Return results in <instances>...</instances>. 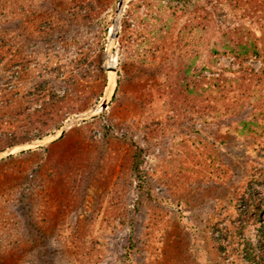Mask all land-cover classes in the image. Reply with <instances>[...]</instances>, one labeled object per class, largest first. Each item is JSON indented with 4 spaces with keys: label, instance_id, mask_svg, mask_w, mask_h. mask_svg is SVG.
Returning <instances> with one entry per match:
<instances>
[{
    "label": "rangeland",
    "instance_id": "374dc122",
    "mask_svg": "<svg viewBox=\"0 0 264 264\" xmlns=\"http://www.w3.org/2000/svg\"><path fill=\"white\" fill-rule=\"evenodd\" d=\"M119 1L0 0V264H264V0Z\"/></svg>",
    "mask_w": 264,
    "mask_h": 264
},
{
    "label": "water",
    "instance_id": "95a60500",
    "mask_svg": "<svg viewBox=\"0 0 264 264\" xmlns=\"http://www.w3.org/2000/svg\"><path fill=\"white\" fill-rule=\"evenodd\" d=\"M127 2L128 0H120L119 1V5H118V9H117V16H116V21H115V24H114V30H115V37L118 36L119 34V25H120V22L123 18V15H124V11H125V8H126V5H127ZM112 70H115L114 68H112ZM107 106V100H105V102L103 103V107L105 108ZM94 114L92 113L91 115L88 114L85 117H92ZM78 118H71L69 119L66 124L62 127V129L60 130V132L58 134H56V136L52 139V140H56V139H59L61 138L65 132L68 130V128L77 120ZM51 140V141H52ZM39 142H31V143H28L27 145H38Z\"/></svg>",
    "mask_w": 264,
    "mask_h": 264
},
{
    "label": "trees",
    "instance_id": "16d2710c",
    "mask_svg": "<svg viewBox=\"0 0 264 264\" xmlns=\"http://www.w3.org/2000/svg\"><path fill=\"white\" fill-rule=\"evenodd\" d=\"M139 155H137V158H136V161L133 163V172L135 173L136 177L137 178H142V172H141V169H140V161H139V158H138Z\"/></svg>",
    "mask_w": 264,
    "mask_h": 264
}]
</instances>
